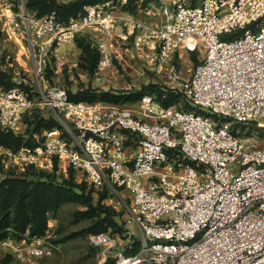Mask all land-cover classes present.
I'll list each match as a JSON object with an SVG mask.
<instances>
[{
  "label": "built area",
  "instance_id": "1",
  "mask_svg": "<svg viewBox=\"0 0 264 264\" xmlns=\"http://www.w3.org/2000/svg\"><path fill=\"white\" fill-rule=\"evenodd\" d=\"M0 29L27 41L33 65L31 81L0 85V129L22 135L35 113L58 122L34 134V146L11 150V165L53 171L57 161L128 194L140 247L91 234L101 264H264V148L233 131L264 125V0H95L68 21L56 11L37 17L25 0L19 10L0 2ZM78 37L97 49L98 71L119 61L166 72L198 111L165 108L151 95L135 109L75 102L44 88L51 57ZM199 51L200 64L181 80L174 58ZM0 250L38 264L54 249L9 234Z\"/></svg>",
  "mask_w": 264,
  "mask_h": 264
},
{
  "label": "rangeland",
  "instance_id": "2",
  "mask_svg": "<svg viewBox=\"0 0 264 264\" xmlns=\"http://www.w3.org/2000/svg\"><path fill=\"white\" fill-rule=\"evenodd\" d=\"M0 2L6 6L7 4L12 5L13 9L19 10L22 0H0ZM28 11L37 17H43L48 14L40 16L36 10L28 9ZM81 12L79 11L76 16ZM59 52L61 59L56 56L51 57L50 66L42 83L44 88H60L65 90L68 95H76L87 90L92 91L98 97L104 93H109L110 96L114 97L113 101H105L98 98L93 102L88 101L85 103H101L135 109L138 107L141 98L147 95L145 94L147 92L146 87L155 86L156 88L148 91L153 92V95H158L160 92L170 93L173 96L171 97L173 98L172 107L198 111L193 106L190 98L180 90L178 84L167 78L166 72L159 73L154 70L141 69L133 62L121 64V62L117 61L114 62L113 67L110 69L103 71H98L97 69L95 74L88 73L82 65L86 62L83 60V49L77 39L74 43L62 47ZM195 58L198 62H201L203 53L199 51L195 56L192 53H181L174 58V62L180 71L181 80L187 79L192 74L196 67ZM0 71L6 73L12 83L20 79L32 80L33 65L27 41L23 40V42L18 43L9 40L6 33L1 29ZM143 94L145 95L143 96ZM37 116L40 119H46L35 113L26 118L22 128L24 132L21 136L30 138L32 140L31 146L36 143L33 135L37 134L41 137L46 129L45 127L34 129L33 121ZM49 119L51 117L46 120ZM234 130L240 137L250 141L255 146L264 148L263 124L260 125L254 122L237 123L234 125ZM11 147L12 144L10 143H0V182L7 176L22 177L25 171L34 170L33 167H28L23 172L13 167L8 155L13 150ZM49 173L54 183L60 184L66 180L71 181V185L68 186L69 189L78 193L83 189L92 198L94 207L108 209L114 213L116 225L108 224L106 232L119 238L124 245L133 242L134 250L139 249L141 232L138 225L131 221V215L128 210L130 202L126 192L120 196L114 195L105 184L98 187L91 184L83 172H77L69 168L64 171L59 167L57 161L53 171ZM65 187L67 188V186ZM48 197L50 199L45 207L47 217L46 232L41 237L33 238L40 239L44 244L52 246L54 250L51 256H44L38 259V264H101L103 260L102 250L90 243V235L92 234L90 228L104 214L100 217L95 215L96 212L91 210L84 201L72 197L63 191L54 193L50 191ZM129 233H132L131 238ZM127 254H131V251L129 250ZM115 263L116 260L114 259H110L107 262V264ZM0 264L21 263L6 251L0 250Z\"/></svg>",
  "mask_w": 264,
  "mask_h": 264
},
{
  "label": "trees",
  "instance_id": "3",
  "mask_svg": "<svg viewBox=\"0 0 264 264\" xmlns=\"http://www.w3.org/2000/svg\"><path fill=\"white\" fill-rule=\"evenodd\" d=\"M95 0H75L72 3H59L57 0H26L28 9L36 10L38 14L44 15L56 11L60 20L68 21L76 17L79 11L83 10L84 5ZM242 31L228 35V38H235L240 35ZM80 46L83 49V60L86 62L83 68L91 74H95L99 63V53L84 37H78ZM197 52H192L195 56ZM196 60V67L200 64ZM195 67V68H196ZM0 85L9 88L13 85L9 76L0 71ZM147 95H153L149 89L156 88L155 86L146 87ZM143 94V96L145 95ZM69 98L75 102H93L96 99L105 101H113L114 97L109 93H104L101 96L95 95L92 91L87 90L79 92L76 95L69 94ZM154 98L161 104V106L171 107L173 101L170 93L160 92L158 95H153ZM142 99V98H141ZM87 100V101H85ZM34 129L45 127L46 129L54 128L58 122L51 118L49 120L40 119L39 116L33 121ZM256 123V122H254ZM234 133L236 134L234 128ZM239 136V135H238ZM12 144L13 150L20 149L24 145L31 146L32 140L30 138L17 135L13 132H5L0 129V143ZM34 146V145H32ZM34 168V167H33ZM34 168L29 169L23 173L22 177L7 176L0 182V239L7 237L9 234L16 238H22L26 235L29 237H41L45 234L47 229L46 205L49 202V192L63 191L72 197L78 198L87 204L96 212L95 215L102 216L90 228L92 234L106 232L108 224L116 225L114 220V213L108 209H100L94 207L93 200L85 193L83 189L78 193L69 189L71 181H65L60 184L54 183L51 178L50 171H44ZM53 180V181H52ZM67 186V188L65 187Z\"/></svg>",
  "mask_w": 264,
  "mask_h": 264
}]
</instances>
